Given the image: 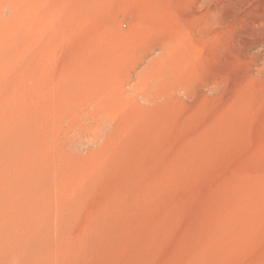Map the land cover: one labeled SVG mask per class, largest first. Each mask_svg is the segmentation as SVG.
Listing matches in <instances>:
<instances>
[{"label":"rangeland","instance_id":"1","mask_svg":"<svg viewBox=\"0 0 264 264\" xmlns=\"http://www.w3.org/2000/svg\"><path fill=\"white\" fill-rule=\"evenodd\" d=\"M0 264H264V0H0Z\"/></svg>","mask_w":264,"mask_h":264}]
</instances>
